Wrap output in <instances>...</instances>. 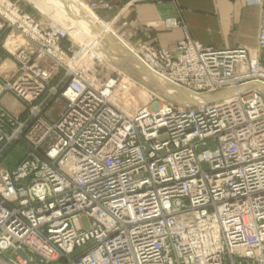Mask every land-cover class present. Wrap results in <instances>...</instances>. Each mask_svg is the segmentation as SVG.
Segmentation results:
<instances>
[{
    "label": "built area",
    "instance_id": "obj_1",
    "mask_svg": "<svg viewBox=\"0 0 264 264\" xmlns=\"http://www.w3.org/2000/svg\"><path fill=\"white\" fill-rule=\"evenodd\" d=\"M246 2L262 8L257 49L264 51V0ZM2 3L0 35L11 28L26 39L16 55L19 76L5 88L30 118L19 123L2 114L0 155L20 138L30 152L14 171L0 169V253L24 250L42 264H264V67L257 52L189 37L173 50L141 45L133 52L138 61L198 105L148 96L126 75L100 82L69 71L53 117L43 109L59 92L49 90L53 72L40 61L64 65L60 43L69 32L46 30ZM15 122L9 138L6 127Z\"/></svg>",
    "mask_w": 264,
    "mask_h": 264
},
{
    "label": "rangeland",
    "instance_id": "obj_2",
    "mask_svg": "<svg viewBox=\"0 0 264 264\" xmlns=\"http://www.w3.org/2000/svg\"><path fill=\"white\" fill-rule=\"evenodd\" d=\"M2 2H5L6 5L11 4L13 6H16L19 9V11L22 13V15H27L33 18L36 22H38V24H40L42 28L46 30L53 27L55 29H67L69 32V37L67 39L62 40V42L60 43V48L62 49L64 53L67 54V57H68L67 62L64 64L66 67L63 64H60V61L56 59L49 58L46 61H40L41 67H44L47 70L49 69L51 72H53L52 74L53 79L51 80V83L49 85V90L57 89L59 92L58 95L51 96L50 104H48L49 106L43 109L44 110L43 114L56 117L57 114L60 113V111L62 110V107H61L62 100L60 99L59 95H60L62 88L65 86L64 85L65 78H66L67 73H69V71L70 72L72 71L73 73L75 72L84 73L88 77L95 76L96 79L100 82H107L110 79H113L114 77L126 75L130 77L131 79H133L134 81H136L139 85H141L144 88L145 94L148 96H150L151 94H155L156 97L160 98L166 103L176 104L179 102L180 104H183L185 106L199 104L197 101H196V104L191 103V102L179 101L178 98H180V96L182 98H185L184 96H189V98L190 97L192 98V96L186 93L185 91H183L182 89H179V88L177 89L176 87L172 85L170 86V84H169V88H172V89H169V90L173 91L172 94L168 92L165 93L166 91L162 89V86L160 85L162 83L161 79L158 78L159 81H157L156 79H154V75L151 72L150 74L148 72L146 74V71L143 69H139L140 66H138L137 64H135L136 66L134 65V67H132L133 64L129 62L131 60L128 61L126 58L122 57L123 59H119V61L116 62V64L113 62H111L113 63L111 64L109 63L110 62L109 60L102 59L100 56H98V54L94 53L96 49L92 51L91 44H89L88 42L84 44L85 42H81L78 38L75 37L76 29L74 28L75 26L73 25V22L72 23L67 22L66 24H64L62 21L56 20L55 18H52L51 16L46 15L41 10L37 9V7L29 0H3V1L0 0V7L5 5ZM100 3L107 4L106 2H99V3H92L89 6L83 3L84 4L83 7L85 6L86 9H88L91 13H94L101 21L107 24V26L110 29H112V31H114L116 35H118L129 46V48L133 52H136V50L141 45L133 46L132 44H130L126 40V38L122 36L123 34L122 32H120L118 25L111 23V21L105 20L98 13V11L103 8L91 9L93 5L100 4ZM78 12L80 14V17H83V14L80 11ZM89 22H90V26L96 25L94 21L90 20ZM23 38L24 37H22L20 34L14 33L11 28L4 30L2 34L0 35V92H1L0 93V118L2 114L6 113L7 114L6 116L8 117L9 116L12 118L18 117L19 123H23L27 119L30 118V109L17 96H15V94L12 91L6 90L5 85H7L8 83L14 82L16 78L19 76V73L21 71V66H20V63L17 61L16 55H17V51L19 48H22V47L24 48L26 39L24 40ZM142 45H146V44H142ZM162 49H166V48H162ZM169 50H173V49H169ZM133 56H135V54H133ZM135 60L138 61L136 56H135ZM49 90L47 94H49ZM7 94L14 96L15 99H17L18 102L21 104L22 109H23V113L21 116H16V115L14 116L10 114L9 111H7L2 106L1 100L3 96ZM222 96L226 97L229 95L228 94H224L221 96L212 95L209 98H206L204 100L205 101L206 100L216 101V100H219V98ZM44 97L45 96H42L34 104V106H39V104L44 101L43 100ZM15 121H17V119H15ZM14 124L15 125H8L6 127V134L8 135L9 138H12L13 133L17 130V128H19V124H17L16 122ZM5 144L7 145L4 146L2 154L0 155V169L14 171L26 159L28 153L30 152L29 147L24 141V138L23 139L20 138L12 142H6ZM18 256H16V254H14L13 251H6L4 253H0V261L4 262L3 264H24V262L18 259ZM28 257L32 264H38L40 262V261H37L36 258L34 259L32 255H28ZM73 258H75V255H73L71 259ZM60 262H63L64 264H70L68 260H61ZM27 264L29 263L27 262Z\"/></svg>",
    "mask_w": 264,
    "mask_h": 264
},
{
    "label": "crops",
    "instance_id": "obj_3",
    "mask_svg": "<svg viewBox=\"0 0 264 264\" xmlns=\"http://www.w3.org/2000/svg\"><path fill=\"white\" fill-rule=\"evenodd\" d=\"M81 1L89 6L99 2L109 4L110 10L100 9L98 13L118 25L122 36L133 46L174 49L189 37L217 49L246 47L252 53L257 52L264 67V51L257 49L262 8L249 6L246 0ZM171 21L180 26H171ZM1 104L14 116L23 113L21 104L12 95H4Z\"/></svg>",
    "mask_w": 264,
    "mask_h": 264
},
{
    "label": "bare ground",
    "instance_id": "obj_4",
    "mask_svg": "<svg viewBox=\"0 0 264 264\" xmlns=\"http://www.w3.org/2000/svg\"><path fill=\"white\" fill-rule=\"evenodd\" d=\"M29 1L32 2L37 7V9L41 10L44 14L49 15L52 18H55L56 20L62 21L64 24H66L67 22H73V25L75 26L74 28L77 31H75V37L78 38L81 42H85L84 44H86V42L91 44L92 48H90L92 49V51L96 49L97 51L95 50L94 53L98 54V56H100L102 59H107L110 61L109 63L113 62L116 64L119 59H123L122 57H124L128 61L131 60L129 62L133 64V66L130 64L132 67L137 64L138 66H140L139 69H143L146 71V74L147 72L150 74L147 68L145 69V67L139 63L140 61L138 62L137 60H135V56H133V51L129 48V46L118 35H116V33L112 31V29H110L107 24L101 21L94 13H91L88 9H86L85 6L83 7L84 4L81 0ZM77 10L83 14V17H80V14ZM90 20L94 21L96 25L90 26ZM154 79L159 81L156 76H154ZM161 81L162 83L159 84L162 86V89L166 91L165 93L168 92L172 94L173 91L169 90L172 89L169 88V83L163 80ZM227 94L230 95L231 93ZM184 97L185 98H182L180 96L178 100L196 104L195 99L191 97L189 98V96ZM197 102L199 103V101Z\"/></svg>",
    "mask_w": 264,
    "mask_h": 264
},
{
    "label": "water",
    "instance_id": "obj_5",
    "mask_svg": "<svg viewBox=\"0 0 264 264\" xmlns=\"http://www.w3.org/2000/svg\"><path fill=\"white\" fill-rule=\"evenodd\" d=\"M17 254H18L23 260L27 261L29 264H32L31 261H30V259H29V257H28V255H27V253H26L24 250H19V251H17ZM0 263L3 264L4 262L0 261ZM38 264H42V263L39 262Z\"/></svg>",
    "mask_w": 264,
    "mask_h": 264
}]
</instances>
